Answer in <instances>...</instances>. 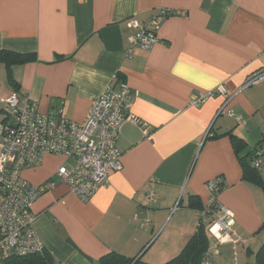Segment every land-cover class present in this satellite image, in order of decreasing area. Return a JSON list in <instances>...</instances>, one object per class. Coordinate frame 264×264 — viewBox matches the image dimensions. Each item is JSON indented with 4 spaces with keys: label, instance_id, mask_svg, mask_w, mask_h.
<instances>
[{
    "label": "crops",
    "instance_id": "1",
    "mask_svg": "<svg viewBox=\"0 0 264 264\" xmlns=\"http://www.w3.org/2000/svg\"><path fill=\"white\" fill-rule=\"evenodd\" d=\"M160 8L172 12L160 41L129 54L130 21ZM0 49L37 56L12 67L16 85L0 63V99L27 95L41 111L81 122L92 100L124 78L132 90L131 113L147 129L124 124L117 142L123 169L111 172L88 201L63 183L35 201L34 226L54 264H100L112 251L167 262L200 223L192 196L205 208L207 182L217 177L225 184L219 201L235 219L228 235L239 241H211L219 253L209 260L258 264L264 169L248 164L264 139V78L245 82L264 70V0H0ZM220 84L241 122L217 116L222 95L190 106L197 93ZM7 110L0 101V123ZM59 162L49 155L24 177L43 184Z\"/></svg>",
    "mask_w": 264,
    "mask_h": 264
},
{
    "label": "built area",
    "instance_id": "2",
    "mask_svg": "<svg viewBox=\"0 0 264 264\" xmlns=\"http://www.w3.org/2000/svg\"><path fill=\"white\" fill-rule=\"evenodd\" d=\"M172 12L160 8L143 21L132 20L134 29L130 36L128 53L150 50L159 41L163 22ZM264 78V70L253 73L245 82L252 85ZM224 96L217 116L229 114L237 122L241 116L229 108L232 96L228 88L220 84L207 92H199L190 100V106L199 107L210 97ZM132 90L127 80L109 83L95 97L81 122L63 116L62 112L51 114L39 109L37 101L12 92L0 101L7 106L5 119L0 123V257L42 253L46 246L37 233L33 212L35 201L58 183L65 184L69 192L82 201H88L109 181L111 172L123 169L122 152L117 146L124 124L128 121L147 129L142 120L131 113ZM60 159L52 177L43 184H34L23 172L44 164L47 156ZM249 165L264 169V139L251 153ZM210 192L208 205L198 209L200 224H204L215 244L228 241L235 222L232 211L219 201L225 187L222 178L207 182ZM218 254L217 246H211L203 264H212L211 254Z\"/></svg>",
    "mask_w": 264,
    "mask_h": 264
},
{
    "label": "trees",
    "instance_id": "3",
    "mask_svg": "<svg viewBox=\"0 0 264 264\" xmlns=\"http://www.w3.org/2000/svg\"><path fill=\"white\" fill-rule=\"evenodd\" d=\"M36 59L37 56L34 53L22 54L10 50L0 49V63H3L6 66L8 81L14 85H16L17 82L13 77L12 67L14 65L23 64ZM233 137L236 138L234 135ZM191 206L194 207V209L204 208L203 205L200 204L199 197L194 195L192 196ZM211 241L212 239L206 226L204 224H200L198 225L196 232L188 239L180 253L163 264H203L205 254L211 246ZM1 260L3 264H54V258L46 248L42 253L23 256L13 255L8 258L1 257ZM256 260L258 264H264V244L257 252ZM100 264L151 263L146 262L141 256L132 257L112 251L101 257Z\"/></svg>",
    "mask_w": 264,
    "mask_h": 264
},
{
    "label": "rangeland",
    "instance_id": "4",
    "mask_svg": "<svg viewBox=\"0 0 264 264\" xmlns=\"http://www.w3.org/2000/svg\"><path fill=\"white\" fill-rule=\"evenodd\" d=\"M0 262H1V264H3V263H2V260H1V257H0Z\"/></svg>",
    "mask_w": 264,
    "mask_h": 264
}]
</instances>
